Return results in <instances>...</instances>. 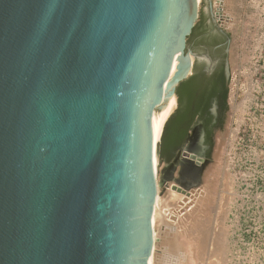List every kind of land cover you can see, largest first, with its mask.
I'll return each mask as SVG.
<instances>
[{
    "label": "water",
    "instance_id": "1",
    "mask_svg": "<svg viewBox=\"0 0 264 264\" xmlns=\"http://www.w3.org/2000/svg\"><path fill=\"white\" fill-rule=\"evenodd\" d=\"M199 11L0 0V264H148L151 116L192 71Z\"/></svg>",
    "mask_w": 264,
    "mask_h": 264
},
{
    "label": "rangeland",
    "instance_id": "2",
    "mask_svg": "<svg viewBox=\"0 0 264 264\" xmlns=\"http://www.w3.org/2000/svg\"><path fill=\"white\" fill-rule=\"evenodd\" d=\"M212 2L233 27L227 108L194 182L177 179L168 162L162 195L168 182L185 191L166 198L159 264H177L179 252L181 264H216L222 251L219 264H264V0Z\"/></svg>",
    "mask_w": 264,
    "mask_h": 264
},
{
    "label": "flooded vegetation",
    "instance_id": "3",
    "mask_svg": "<svg viewBox=\"0 0 264 264\" xmlns=\"http://www.w3.org/2000/svg\"><path fill=\"white\" fill-rule=\"evenodd\" d=\"M229 21L231 24L228 23ZM232 28L229 16L218 15L214 10L213 2L210 5L206 0L205 9L199 11L196 23L187 37L186 48L195 54L193 68L189 77L176 86V106L162 132L164 133L172 118L177 121L178 133H181L185 127L186 131L179 143L163 154H161L162 141L160 142V155L165 160L172 161L177 158L187 142L189 146L191 145L192 153L189 158L181 156V164H184L187 169L197 170L201 165L194 163V158L202 160V165L206 162L216 129L224 121L227 108V91L232 76L230 61L233 43ZM226 61L230 67L228 81L224 76ZM182 83L183 100L180 104L178 86ZM189 174L186 173V175Z\"/></svg>",
    "mask_w": 264,
    "mask_h": 264
},
{
    "label": "bare ground",
    "instance_id": "4",
    "mask_svg": "<svg viewBox=\"0 0 264 264\" xmlns=\"http://www.w3.org/2000/svg\"><path fill=\"white\" fill-rule=\"evenodd\" d=\"M217 2H218V0H217ZM198 3L200 4L201 0H198ZM175 106H176V96L174 94H172L171 96H169L167 98V100H166L165 104L163 105V107L160 110H154L153 113H152V116H151L152 147H153L152 162H153V171H154V175H155V178H156L157 191H156L155 201H154V204H153V210H152V215H151V223H152V229H153V232H152L153 245H152L151 253L149 255L148 264H159L160 252L158 253L157 249H159L160 246L162 245L161 236L164 233V231H163L164 227L163 226H164V224L166 222V217H168L167 216V210H166V208H167V204H166V202H167L166 200L167 199L166 198L168 196H171V197H174L177 200L180 197V196H178L179 195L178 193L182 194L181 192L185 191L184 188L180 187V185L178 184L177 181H175L174 183L173 182H168L166 184L167 189H166V193L165 194H167V197H165V195H162V190H161L162 189V185H161L162 183L161 182L163 181L164 172L166 171V168L168 166V162L165 159H159L158 158V156H159L158 155V145H159V140H160V136H161L162 131H163L164 124H165L166 120L168 119V117L170 116L171 112L174 110ZM223 134L224 133L221 131L219 137L221 136L220 138H222ZM190 146H189V143H187V142L183 145V149H182L183 151L178 153L177 158L172 159V166L176 167V171L175 170L174 171L176 173V178L177 179L185 178L186 179L185 181L194 182L195 179H196V175L201 171L200 170L201 167L199 169H197V170H194L192 168L191 169H187V168L184 167V164L183 165L181 164V162H182L181 156H184V157H187V158L190 157V153H192V151L190 149ZM198 159L194 158V160H195L194 163H197V165H202V160H200V159L198 160ZM205 167H208V166L206 165ZM186 173H190V174L186 175ZM201 178H203V175H202ZM188 183H190V182H188ZM191 188H194V187H191ZM165 226H166V224H165ZM221 247H223V245H221ZM220 250H219V252H220ZM179 253H178V256H176V263L177 264H181L179 262V258H180L179 257L180 256ZM221 253L223 254V251ZM221 253H220V255L218 253L217 256H216L217 257L216 264H219L220 261L223 260ZM182 257H184V256H182ZM216 257H214V258H216ZM174 260H175V258H174ZM182 263H183V261H182Z\"/></svg>",
    "mask_w": 264,
    "mask_h": 264
},
{
    "label": "trees",
    "instance_id": "5",
    "mask_svg": "<svg viewBox=\"0 0 264 264\" xmlns=\"http://www.w3.org/2000/svg\"><path fill=\"white\" fill-rule=\"evenodd\" d=\"M182 86H183V83L178 86V95H179L178 101L180 104H181V101L183 100L181 97V95L183 96ZM176 125H177L176 119L172 118L169 121L168 126L166 127V129L162 135V138H161V141H162V143H161V154H163V152L170 149L172 146H176V144L179 143L180 139L185 134L186 127L182 130L181 133H178Z\"/></svg>",
    "mask_w": 264,
    "mask_h": 264
},
{
    "label": "built area",
    "instance_id": "6",
    "mask_svg": "<svg viewBox=\"0 0 264 264\" xmlns=\"http://www.w3.org/2000/svg\"><path fill=\"white\" fill-rule=\"evenodd\" d=\"M252 86H256L257 87V80H254V82H252ZM254 92H255V90H254Z\"/></svg>",
    "mask_w": 264,
    "mask_h": 264
}]
</instances>
